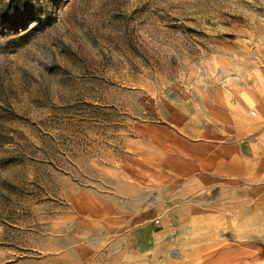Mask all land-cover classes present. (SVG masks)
Returning a JSON list of instances; mask_svg holds the SVG:
<instances>
[{
    "label": "rangeland",
    "instance_id": "374dc122",
    "mask_svg": "<svg viewBox=\"0 0 264 264\" xmlns=\"http://www.w3.org/2000/svg\"><path fill=\"white\" fill-rule=\"evenodd\" d=\"M9 4L0 264H73V245L131 184L153 202L155 237L171 236L155 239L154 264H264V0H0V11ZM195 144L217 145L229 171L203 167L212 188L189 195L193 160H173ZM185 204L202 225L166 218Z\"/></svg>",
    "mask_w": 264,
    "mask_h": 264
},
{
    "label": "crops",
    "instance_id": "0c3cea01",
    "mask_svg": "<svg viewBox=\"0 0 264 264\" xmlns=\"http://www.w3.org/2000/svg\"><path fill=\"white\" fill-rule=\"evenodd\" d=\"M240 108V106L230 108L229 113L239 112ZM240 120L242 121V119ZM185 149V152L176 157L177 160H173L174 165L188 167L189 162L187 161L193 160L192 164L195 167L193 173L184 176V170H181L178 175L172 174L171 171L167 172V174H170L169 181H181L182 176H184L186 183L183 192L186 191L185 193L191 195L202 189L212 188L210 183L213 182L214 177L211 173H215V171L219 173L224 166L228 167L227 172L229 171V155L226 157L225 152H219L217 145L210 144L201 147L195 144L190 145L188 148L185 147ZM224 149L229 150V142L225 143ZM205 166L210 167L209 171L211 173L209 175L202 173ZM132 176L127 178L128 181H139L137 177L133 178ZM203 181L206 183L209 181V184H203ZM119 191L118 193L124 194L123 197H126L125 191L129 192L130 199L120 200L121 205L118 206V202L114 198L113 201L117 207L115 206L113 209L109 207L105 211V221H100V225L91 224L89 243H83L81 248L78 245H73L75 255L82 251L81 259L75 258L73 264H154L155 239L165 238L164 240H166L168 238L165 243H170L169 238L171 236L165 232L166 228H163L155 237L153 220L157 218L155 215L157 212L153 209V202H148L149 199L144 196L142 187L131 184L127 186V189L125 187L119 188ZM111 198L108 196L106 199L111 200ZM192 208L186 204L176 209V211L169 208L167 209L166 218L173 220V216L177 215V221H180L182 215H186V217L193 215L189 218L186 228H197L203 223V215L201 212L198 213L197 208ZM160 220L162 223L164 222L162 219ZM176 241H178L177 238Z\"/></svg>",
    "mask_w": 264,
    "mask_h": 264
},
{
    "label": "trees",
    "instance_id": "16d2710c",
    "mask_svg": "<svg viewBox=\"0 0 264 264\" xmlns=\"http://www.w3.org/2000/svg\"><path fill=\"white\" fill-rule=\"evenodd\" d=\"M10 7H11V5L9 4L4 9H2L0 11V20L3 24L12 27L16 24V21L14 20V18L12 17V15L10 13ZM17 8H18V6L15 5V9H17Z\"/></svg>",
    "mask_w": 264,
    "mask_h": 264
},
{
    "label": "built area",
    "instance_id": "2783aa9c",
    "mask_svg": "<svg viewBox=\"0 0 264 264\" xmlns=\"http://www.w3.org/2000/svg\"><path fill=\"white\" fill-rule=\"evenodd\" d=\"M155 224H159V221L156 220V221H155Z\"/></svg>",
    "mask_w": 264,
    "mask_h": 264
}]
</instances>
